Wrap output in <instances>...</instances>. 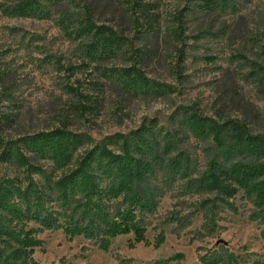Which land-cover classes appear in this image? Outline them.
Segmentation results:
<instances>
[{
    "label": "rangeland",
    "instance_id": "374dc122",
    "mask_svg": "<svg viewBox=\"0 0 264 264\" xmlns=\"http://www.w3.org/2000/svg\"><path fill=\"white\" fill-rule=\"evenodd\" d=\"M22 1L0 0L2 137L12 140L65 125L84 139L78 157L103 141L118 150L117 134L154 120L156 139L172 133L178 150L191 159L187 177L158 172L160 196L146 218L151 243L160 232L165 235L158 248L130 247V234L115 238L105 252L83 237L68 240L58 230L41 235L44 244L35 258L41 264H152L181 253L172 264H206L219 252L233 253L237 264H264L252 203L240 190L225 207L219 195L194 187L191 180L205 167L206 145L179 126L182 112L195 107L206 116L240 119L253 132L264 131V0H225V6L210 11H201L193 0H142L146 10L136 8V14L135 0H37L19 12ZM87 15L124 35L122 48L89 52V40L74 34L78 19ZM136 17L143 25L136 26ZM179 19L181 39L174 37ZM181 47L183 61L177 53ZM134 62L149 80L169 88L125 86L115 70ZM33 161L52 177L61 174L50 159ZM4 175L28 176L24 168L0 163ZM208 198L215 202V225L209 226L202 207Z\"/></svg>",
    "mask_w": 264,
    "mask_h": 264
},
{
    "label": "trees",
    "instance_id": "16d2710c",
    "mask_svg": "<svg viewBox=\"0 0 264 264\" xmlns=\"http://www.w3.org/2000/svg\"><path fill=\"white\" fill-rule=\"evenodd\" d=\"M193 1L201 11L226 5L225 0ZM36 2L23 0L17 8L23 12ZM146 6L142 0H135L132 8L145 12ZM135 21L136 26L143 25L139 17ZM74 34L89 40L85 47L91 53L114 52L127 40L113 28L97 25L90 15L78 19ZM182 36L183 21L179 19L174 37ZM177 53L183 61L184 48H178ZM115 74L133 90L156 92L169 88L149 80L136 62L116 69ZM151 122L128 134H117L114 143L118 150L109 146L112 141H103L78 157L84 139L65 125L12 140L0 134V163L24 168L28 174L23 180L0 177V264H41L35 252L43 246L41 235L46 231L62 230L68 240L83 237L105 252L122 235L133 234L130 247L143 243L158 248L163 244V232L152 243L146 236V218L155 212L160 196L158 172L187 177L191 174V159L178 150L172 133L156 139L155 121ZM179 126L206 145L205 167L191 180L194 187L219 195L225 207H230V199L242 190L253 205L251 218L261 225L264 240V131L253 132L240 119L206 116L195 107L182 112ZM33 159H50L61 174L52 177ZM33 174L43 180H35ZM214 206L211 198L202 203L207 226L215 225ZM182 257L178 253L152 264H172ZM205 263L237 264V257L217 252Z\"/></svg>",
    "mask_w": 264,
    "mask_h": 264
}]
</instances>
